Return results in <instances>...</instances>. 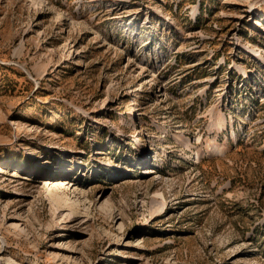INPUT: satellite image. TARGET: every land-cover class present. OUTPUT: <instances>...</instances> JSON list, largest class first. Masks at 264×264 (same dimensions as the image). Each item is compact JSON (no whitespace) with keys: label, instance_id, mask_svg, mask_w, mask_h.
I'll return each mask as SVG.
<instances>
[{"label":"rangeland","instance_id":"obj_1","mask_svg":"<svg viewBox=\"0 0 264 264\" xmlns=\"http://www.w3.org/2000/svg\"><path fill=\"white\" fill-rule=\"evenodd\" d=\"M0 170L2 264H264V0H0Z\"/></svg>","mask_w":264,"mask_h":264},{"label":"bare ground","instance_id":"obj_2","mask_svg":"<svg viewBox=\"0 0 264 264\" xmlns=\"http://www.w3.org/2000/svg\"><path fill=\"white\" fill-rule=\"evenodd\" d=\"M4 171L3 170H0V173H3ZM18 175V172H13V173H11V176H17ZM167 208H166V206L164 205V207H163V209H161V210H159V212L161 211L162 213L163 212H165V210H166ZM158 212V213H159ZM0 264H2V262L0 261Z\"/></svg>","mask_w":264,"mask_h":264}]
</instances>
